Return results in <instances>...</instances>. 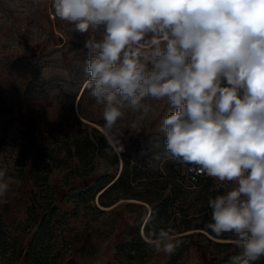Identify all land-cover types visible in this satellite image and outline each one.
<instances>
[{
  "label": "rangeland",
  "instance_id": "1",
  "mask_svg": "<svg viewBox=\"0 0 264 264\" xmlns=\"http://www.w3.org/2000/svg\"><path fill=\"white\" fill-rule=\"evenodd\" d=\"M86 36L73 32L71 22L56 17L52 0H0V111L14 114L18 109L24 121L33 117L41 122L24 140L6 134L0 137V170H5L10 185L7 195L10 201L23 203L26 212L25 219L12 226L22 233V240L12 255L10 246L6 254L0 250V264H25L22 257H15L26 238L31 242L47 212V208H37L39 217L34 223L28 213L33 201H51L52 207L58 208L53 220L59 222L45 243L47 259L58 253L57 261L73 257L85 264L100 260L111 264H223L225 256L238 249L235 235L215 237L209 232L206 225L213 221L208 200L231 189L235 182L190 183L188 164L168 156L159 131L168 114L166 100L145 98L142 103L149 105L150 111L142 119L141 112L122 107L123 116L108 129L111 137L98 124L105 126L104 105L96 102L86 86ZM76 119L99 127L108 136L115 160L99 154L85 165L75 156H67L61 143ZM90 168V175L84 176ZM123 168L132 184L121 183L103 198L109 204L118 196L115 204L100 206L94 198L98 188L82 194L100 177H105L100 186L115 179ZM42 178L49 188L39 186ZM124 188L129 197L140 200L121 196ZM162 204L164 219L156 216L150 230L156 235L160 229L170 230L173 243L179 242L174 252L157 251L152 243L155 238L145 237L152 246L120 248L131 242L137 231L140 234L152 207L159 210ZM223 242L231 245L217 244ZM126 256L129 259L125 260Z\"/></svg>",
  "mask_w": 264,
  "mask_h": 264
},
{
  "label": "clouds",
  "instance_id": "2",
  "mask_svg": "<svg viewBox=\"0 0 264 264\" xmlns=\"http://www.w3.org/2000/svg\"><path fill=\"white\" fill-rule=\"evenodd\" d=\"M52 8L87 33L86 86L104 105L105 128L122 107L142 119L145 98L166 100L159 131L168 156L235 182L209 198L206 228L235 235L241 251L229 264L264 257V0H52ZM9 186L0 170V198ZM173 240L160 229L152 243L171 254Z\"/></svg>",
  "mask_w": 264,
  "mask_h": 264
},
{
  "label": "trees",
  "instance_id": "3",
  "mask_svg": "<svg viewBox=\"0 0 264 264\" xmlns=\"http://www.w3.org/2000/svg\"><path fill=\"white\" fill-rule=\"evenodd\" d=\"M85 89L86 87L83 88L82 90V93L79 97V103L82 100V96H83ZM82 116L86 118V114L83 113ZM98 124L102 126L107 131V133L111 135L112 137L111 132H109V130L106 129L102 123H98ZM65 135L66 136L68 135V137H64L62 139L61 147H65V152L67 156H75L80 163H84L85 165H87L93 157L99 154H106L111 160L116 159L114 148L111 146V144L105 138L103 133L97 127L91 126L85 122H82L76 119V121L73 122L72 124V128L69 127L68 130L65 131L64 136ZM91 171H92V168L86 170L84 176L90 175ZM103 180H105V177H100L99 179H97L94 187L85 188L82 194L89 195L91 192H93L94 188H98L97 190L99 191L95 193L94 198L97 197V201L100 206H106V207L115 204L119 200V197L117 196L113 198V200L109 204H107L103 200L106 194L114 190L121 183H126L128 186L132 184V181L127 176V171L124 170V168L115 179L106 181L104 185L100 186L99 183H101V181ZM202 181H212L213 182L214 180L210 178H202L199 180V182H202ZM45 185H47L46 187L49 188L48 184L45 183V179L42 178L40 180L39 186L41 188H44ZM126 191H127V188L126 189L124 188V191L120 195L124 196V198H133V199L140 200L138 197H129L128 192ZM159 207H160L159 210H157V208L154 206L152 207L147 220L143 224L144 235L146 238L150 240L156 238V233L150 230V225L152 221L154 220V218H156V216H158L159 219H162V220L164 219L163 218L164 205L162 204ZM37 208H41V209L47 208V212L44 214L43 217H41V220L38 222L37 231L34 234L31 242H29L26 248H24L23 246L19 249L18 254L15 257V260H18L20 257H22L23 262L25 264L26 263L27 264H47L49 261L54 262V263L56 262V264H63L64 259H60L57 261L58 253L53 254L49 259H47V255L49 254V247L45 245L47 238L49 239L53 236L52 231L55 228V225L59 222L58 220H53L54 215H56L58 212V208L52 207L51 201H47L44 204L33 201L31 203L28 213L29 215H32V221L34 223L37 222V219L39 217V214L36 211ZM95 208L97 210H100L98 206H95ZM158 222L161 223L160 220ZM51 223L53 224L50 226ZM17 225H12V226L16 227ZM12 226H7L3 224V222L0 219V250L6 254L7 247L10 246L13 249L10 255L14 253L18 242L21 241L23 237L22 233L20 231H17L16 228H12ZM211 234L215 237H218L212 232ZM217 244L219 246H224V247H229L231 245L229 242H223V243H217ZM140 246L150 247L152 246V244L144 240L137 231L132 241L120 246V248H128V249L136 250V248ZM235 247L238 248L237 251L234 253H229L227 256H225V260H223V264H229L230 257L233 255L239 254L241 249L238 247L237 244H235ZM127 259H129V256L125 257V260ZM251 264H264V257L251 262Z\"/></svg>",
  "mask_w": 264,
  "mask_h": 264
},
{
  "label": "crops",
  "instance_id": "4",
  "mask_svg": "<svg viewBox=\"0 0 264 264\" xmlns=\"http://www.w3.org/2000/svg\"><path fill=\"white\" fill-rule=\"evenodd\" d=\"M30 120V121H28ZM0 122L3 123L0 127V137L2 135H10L15 140H24L35 128H39L41 122L38 118L27 119L24 121L23 113L21 110H16L14 114H8L5 111H0ZM25 122V123H24ZM9 193V192H8ZM6 193L5 197L0 198V219L3 224L7 226L17 225L26 217L25 206L23 203L10 201V196ZM26 238L24 248L29 244ZM63 264H85L77 258L70 257L66 259ZM98 264H111L109 260H100Z\"/></svg>",
  "mask_w": 264,
  "mask_h": 264
},
{
  "label": "built area",
  "instance_id": "5",
  "mask_svg": "<svg viewBox=\"0 0 264 264\" xmlns=\"http://www.w3.org/2000/svg\"><path fill=\"white\" fill-rule=\"evenodd\" d=\"M196 167H198V166H194V165H188L187 166L186 176H187L188 180L190 181V183H195V182L198 183L199 180L202 178H210L217 183L224 182V181H219L218 179L213 178V177H208L206 175V173H202V172L195 171V170H190V169H194ZM225 181H227V180H225ZM232 182H234V181H232Z\"/></svg>",
  "mask_w": 264,
  "mask_h": 264
},
{
  "label": "water",
  "instance_id": "6",
  "mask_svg": "<svg viewBox=\"0 0 264 264\" xmlns=\"http://www.w3.org/2000/svg\"><path fill=\"white\" fill-rule=\"evenodd\" d=\"M82 93V92H81ZM80 93V94H81ZM79 97H80V95H79ZM78 97V98H79ZM95 127H97V126H95ZM102 133H103V135L105 136V138L108 140V142L111 144V146L113 147V144H112V142L110 141V139L108 138V136L99 128V127H97ZM96 199H97V197H96ZM146 221V220H145ZM145 221H144V223H145ZM140 234H141V236H142V238H144V230H143V226H142V231L140 232ZM145 239V238H144ZM146 241H148V240H146Z\"/></svg>",
  "mask_w": 264,
  "mask_h": 264
},
{
  "label": "bare ground",
  "instance_id": "7",
  "mask_svg": "<svg viewBox=\"0 0 264 264\" xmlns=\"http://www.w3.org/2000/svg\"><path fill=\"white\" fill-rule=\"evenodd\" d=\"M130 200L139 201V200H136V199H130ZM148 216H149V215H147L146 220H147ZM141 231H142V230H141ZM144 237H145V236H144ZM145 238H146V237H145ZM146 239H148V238H146ZM148 240H150V239H148Z\"/></svg>",
  "mask_w": 264,
  "mask_h": 264
}]
</instances>
